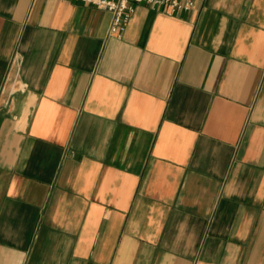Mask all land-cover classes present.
Returning <instances> with one entry per match:
<instances>
[{"label": "crops", "instance_id": "1", "mask_svg": "<svg viewBox=\"0 0 264 264\" xmlns=\"http://www.w3.org/2000/svg\"><path fill=\"white\" fill-rule=\"evenodd\" d=\"M110 21L0 0V264H264V0Z\"/></svg>", "mask_w": 264, "mask_h": 264}, {"label": "built area", "instance_id": "2", "mask_svg": "<svg viewBox=\"0 0 264 264\" xmlns=\"http://www.w3.org/2000/svg\"><path fill=\"white\" fill-rule=\"evenodd\" d=\"M111 14L108 36L121 38L128 27L136 7L142 5L167 16L189 13L195 7V0H71ZM20 64V61L18 62ZM15 81V80H14Z\"/></svg>", "mask_w": 264, "mask_h": 264}]
</instances>
